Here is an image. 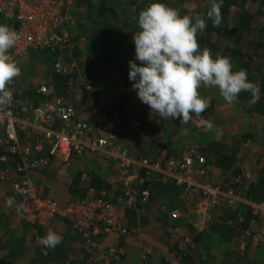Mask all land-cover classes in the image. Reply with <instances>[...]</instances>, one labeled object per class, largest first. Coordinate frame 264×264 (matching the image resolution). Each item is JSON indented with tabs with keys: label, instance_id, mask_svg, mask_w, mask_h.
<instances>
[{
	"label": "trees",
	"instance_id": "trees-1",
	"mask_svg": "<svg viewBox=\"0 0 264 264\" xmlns=\"http://www.w3.org/2000/svg\"><path fill=\"white\" fill-rule=\"evenodd\" d=\"M153 2L165 3L169 7L179 10L181 15L191 12L206 14L210 7V0H76L68 10L73 17L80 15L78 23L74 27L65 24L62 33L59 32L62 35L68 34V46H66L63 56L66 55L69 62L72 61L71 58L77 60L79 73L76 74L77 71L72 76L56 73L54 65L58 54L35 52L39 57L35 67L37 70H33L29 75L33 77L34 81H38L39 75H41L43 77L42 82L38 87L34 86V83L29 84L27 88L31 91L24 93L17 88L15 82L12 91L17 92L15 93L16 99H20L25 104L28 103L30 107H37L43 100L45 103L52 100V97L39 94L41 87H52L55 91V97L61 99L65 104H70L74 108L77 118L78 113L72 99V93L78 88L85 94L95 95L98 92V95L93 99L96 101V108L107 111L105 116L109 120L113 118L114 113H118L119 121L127 122L126 126L135 131L130 127L132 123L129 121L138 122L142 126V120L139 119V114L136 115V108L128 112L126 110L129 106H136L141 101L137 98L136 92L132 91V83L128 79L129 61L135 57L133 34L139 31L138 15ZM221 17L219 27H213L212 22L207 21V28L198 33V43L201 49H210L213 57L218 55L217 52L221 49L222 54L220 53V56L231 58L234 71L246 70L248 80L259 86V98L253 102L251 94L242 91L237 102L228 104L220 96L217 88L202 87L199 90L200 94L209 99L210 107L201 116L194 117L209 120L211 111L219 107L231 106L244 112L248 116L247 119L254 117L255 122H252V126L258 127L260 122L257 118L264 116V0H223ZM0 21L9 23V21L4 20L1 14ZM89 80L92 82V89L87 92L84 88L85 83ZM31 114L33 120L34 115ZM130 114L134 117L128 120ZM153 118L162 117L156 113ZM176 121L180 123L179 120H171L172 126ZM189 123L186 125L180 123L181 125L167 130V133L175 136L181 126L187 127L192 136L202 135L205 132V130L201 131L189 126ZM242 129L236 135L237 140L232 146L223 145L218 141L212 143L208 148H202L209 168L229 175L230 180H236V177L242 175L241 171L233 170L236 164H243V159L238 158L242 143L249 139L259 140V136L264 134H261V131L254 133L250 127L245 128L243 126ZM137 130L139 131V129ZM262 132H264V127ZM20 135L21 133H19V138ZM117 137L119 139L118 134ZM128 138L132 139V137ZM161 143H164V140L159 144ZM35 144L20 143L23 150L29 149V156L24 154L23 156L22 154L12 155L0 150L2 152L0 156L5 154L7 157V161L0 164V188L7 192L6 200L13 197L16 204L23 203L26 199L25 190L28 185L25 184L27 182L31 181L30 186L36 191V184L40 182L38 180L40 171L52 166L62 169L50 154L51 145L48 144L46 148L38 152L35 150ZM164 144L167 146V143ZM168 150L170 149L168 148ZM135 155L138 157V153ZM42 161L45 162L43 166L32 168L34 163ZM259 166L260 164L255 167L259 175L256 182H252L250 179H242L240 183H233L231 186L237 197L242 200L237 201L238 203L234 205V208L221 205L220 209L210 211L203 222L202 230L199 229L196 222L197 216H199L197 215L199 213L198 199H200L198 195L194 194L196 199L191 196L187 197L184 195L185 188L178 186L171 180H168L167 184L157 180V182H150L148 177L146 179L145 171H142V175H145L142 177V189H148L153 200H165L170 210L169 215L165 216L166 226H170L169 223H171L173 225L171 227L175 230V233L169 232L167 235L176 234L177 236L166 239L165 257L154 255L151 248L145 247L137 260L138 264H157V262L170 264L166 258L179 262V264H264V246L254 248L248 241L247 248L241 252L239 245V239L246 232H256L264 223V220L258 219V216L254 214L252 207L244 202L264 203V166L258 170ZM81 179V175L75 178L74 187L76 191L74 189L72 191L73 202L71 203H82L87 198V188L90 186L98 192L101 191L100 189L108 188L105 182L96 175L93 176L90 183L85 184L87 185L86 188L82 187ZM210 179L209 175L201 183L210 184L212 181ZM120 191L122 194V190ZM181 193L183 196L179 199ZM168 206L166 207L168 208ZM14 213L13 210L10 216H14ZM176 214H178V218L174 219L173 215ZM18 215H20L19 220L22 221V225L17 227L15 232L32 234L35 252L30 249V256L24 259L23 251H19L17 246H11L12 240L6 239L4 249L9 248L7 256L0 259V264H11L12 261L17 262V264H98V262L90 261V256L85 254L83 246H75L77 238L74 234L76 233L68 220L60 219L55 222L56 233L62 236V242L55 249L47 250V254H45L43 246L39 243V239L46 234L44 229L27 223L23 219L22 212ZM193 216L195 217L192 220L191 217ZM128 226L126 219L123 226L125 232L117 237L130 236L132 233ZM188 239H190V243H187ZM117 246L122 253H117L118 258L111 259L110 263L127 264L128 251L126 246Z\"/></svg>",
	"mask_w": 264,
	"mask_h": 264
},
{
	"label": "built area",
	"instance_id": "built-area-1",
	"mask_svg": "<svg viewBox=\"0 0 264 264\" xmlns=\"http://www.w3.org/2000/svg\"><path fill=\"white\" fill-rule=\"evenodd\" d=\"M74 0H0V14L6 21L13 25L14 30L19 34V40L9 55L14 61L18 57L28 56L31 52H51L58 54L55 60L54 71L66 76L79 73L77 60L69 62L63 52L68 46V34L62 35L63 25L69 24L73 27L76 24L75 18L69 13V7ZM61 31V33L59 32ZM71 84L73 78L70 80ZM14 86L12 81L8 87ZM85 91L92 89V82L85 83ZM39 94L45 97H52V100L45 103L44 100L37 107L31 109L28 103L16 99L13 92L11 103L0 108V148L3 151L15 154H30L29 149L23 150L20 147L19 133L34 124L32 129L38 132L35 150L40 152L47 145H51V156L67 170L77 157L84 153L90 155H109L118 168V177L114 182L120 184L121 196L114 203L108 198L105 191L98 192L94 187L87 189V198L82 203H68L61 206L51 198H41L34 188H31V181L27 182L25 190L26 199L23 203V219L36 227L40 226L45 233L56 232L55 222L60 219L71 222V227L81 239L86 241L85 254L90 256L91 262L98 264H111V259H117V253H122L116 244H107V239L113 235L119 236L130 207L135 206L139 201L149 203L151 193L148 189H142V170L146 178L151 174H159L166 180L174 181L178 186L185 188L184 195L194 197L198 195L200 222L204 220L209 212L221 208V205L234 208L241 201L231 189L233 183H240L242 179H250V175L244 172L243 164H236L235 170L241 171L242 175L236 180H230L229 175H224L223 181L218 185L201 183L210 175L211 169L207 159L202 153V146L196 142L184 148L182 156H175L163 147L159 151V160L153 161L148 158L136 160L127 150L122 149L118 142L117 125L119 114L114 113L110 120L105 116L104 111L100 135L93 133L90 123L76 120V113L70 104H65L61 99L55 97L52 87L42 86ZM31 113L34 118L31 119ZM134 115H128V120ZM205 118H194L192 123L198 130L204 131L203 123ZM134 129H138V122L129 121ZM190 131H183V137L188 138ZM7 161L6 155L0 156V164ZM25 162H27L25 160ZM45 164L44 161L34 163L32 168H39ZM244 175V176H243ZM83 180L89 181V177L83 175ZM193 199H196L195 197ZM244 201V200H243ZM223 202V203H222ZM252 207L258 219L264 220V203L255 204L251 201H244ZM178 218V214L173 215ZM264 222V221H263ZM248 241L254 248L264 246V227L255 232L248 231L239 239L240 251L244 252ZM190 243V239L187 240ZM71 260H73L71 258ZM171 264H179L170 260Z\"/></svg>",
	"mask_w": 264,
	"mask_h": 264
},
{
	"label": "crops",
	"instance_id": "crops-1",
	"mask_svg": "<svg viewBox=\"0 0 264 264\" xmlns=\"http://www.w3.org/2000/svg\"><path fill=\"white\" fill-rule=\"evenodd\" d=\"M0 24H5L9 27H13V25L8 22L2 23L0 21ZM38 58L39 57H37L35 52H31L30 54H28V56L18 57L15 61L20 67L21 72L20 75L14 78V80L12 81H14V83L16 82L15 84L17 88L23 91V93L26 91H31L27 88L29 84L34 83V86L38 87L42 82L43 77H41V75H39L38 81H34L32 79L33 77L29 75L33 70H37V68L35 67L37 65V61H39ZM76 91L72 93V99L74 104L76 105V110L78 113V117L76 118V120H82L90 123L97 130V134H99L102 127L101 123L104 110H99L98 108H96V101L93 100L94 97L98 95V92H96L94 95L85 94L80 88H78ZM15 93L17 92L15 91ZM99 100L101 102V98ZM33 108L35 107L31 106V109ZM134 108H136V115L139 114L138 117L142 120V126L138 128L139 131H136L135 129V131L133 130L134 132L128 134V127H126L127 122H119L117 125L119 146L122 149L129 151L132 155L138 153V157L140 154V157L144 156L150 160L156 161L159 160L160 149L164 145H166L164 143H167V146L172 151L173 155L182 156L184 148L187 146L188 141L190 140V138L191 140H193L192 138H194L192 134L188 135L190 136L189 139L184 138L183 136L181 137L182 129L185 128L181 126L178 130L177 135L173 136L172 134L167 133V130H171V128L177 127V125L172 126L171 120L167 121L164 119L162 120V118H153L156 113H152L150 108L144 105L142 102H138L136 106H129L126 112L131 111ZM233 111H235V108H232L231 106H224L222 107V111H219V109L216 108L214 111L210 112L211 114L209 118L215 119L216 117V120L221 123V126H217L216 124H214L217 126V129L222 127L225 130L224 134L221 135V131L217 134V138H215L217 142L219 141L223 145L232 146L237 140L235 134H239V131L241 132L243 130V126H245V128H252V132L254 133H257V131H261V134L264 133L262 132V128L264 127V116L257 118L259 119L260 126L253 127L252 122H255L254 117L247 119L248 116H246L244 112H238V110H236L237 112L233 113ZM215 112V117H213V113ZM222 118L224 120L221 121ZM224 126L229 127L230 129H227ZM32 127H34V124H31L30 127H27L25 130L20 132L21 144L27 143L33 145L37 142L38 132L36 129L33 130ZM185 129L188 130V128ZM203 134L206 135L209 134V132H203ZM212 135L214 134H211V136ZM128 137H132V139ZM198 137H201V134L197 135V138ZM261 137H263L262 140H258L259 142L256 141L257 143L255 145L261 144L262 146L260 147V149L259 147L258 149L257 147H255L254 151H256V153L250 155L251 158H254L252 165L249 166L245 164L243 167L245 173H248L250 175V180L252 182H256L259 178L255 167L260 164V166L258 167L259 170V168L264 166V134H262V136L260 135L259 139H261ZM162 140H164V143L159 144ZM251 141L254 140H247V142ZM241 150L242 147L238 152V158H242L244 162L245 159L240 156V154L242 153ZM0 154H2V152H0ZM138 157L136 155L134 156L135 159H138ZM40 172L41 174L38 177V180H40V182L36 184L37 194L39 193L38 195L41 198H51L57 201L61 206L73 202L72 191L73 189L74 191H76L74 183L75 178L78 175H81V178L83 177V175L89 177V181H85L83 180V178L81 179L82 187L84 186L85 188L87 187V185L85 184L88 182L90 183V181L93 180V176L96 175L99 179L105 182L108 187L100 190L105 191L108 194L109 200L113 201L114 203H116L117 199L121 196L120 184L114 182V179L118 177V168L116 162L107 154L90 155L88 153H84L80 157H77V159L73 161V163L67 170L63 171L62 169H58V167L56 166H52L50 168H44ZM211 175L213 176L211 177ZM143 176L145 175H142L140 178H142ZM210 178V180H212L210 184L218 185L223 181L224 174L221 171L218 172L211 169ZM156 180L162 182L163 184H167V180L162 175L152 174L148 177V181L150 182H157ZM202 181H204V179ZM207 182H209L208 179ZM41 192H44L45 196H43L44 193ZM182 196L183 194L181 193L179 195V199H181ZM6 198L7 192L3 191L0 188V259L7 256V250L9 247L4 249L6 247V244L4 243L6 239L12 240L13 244L11 246H17L19 251H23L22 254H24L25 259L30 256L31 251L33 252L35 248L34 236L32 234L15 232V229L22 225V221L19 220L20 215H18L15 210L16 203L13 204L15 206L9 208L6 205ZM166 206L168 205H166L165 200L162 199L153 200V198H151V201L149 203H143L139 201L135 206L129 208L126 217L129 224L128 227L132 234L128 237L121 238L115 235L111 236L107 240V244L113 243L121 246H126V249L128 251L127 264H138L137 260L140 258V255L142 254V251L145 247L151 248L154 252V255H161L162 257H165V251L167 250L166 239L168 240L170 237L177 236L176 234L167 235V233L169 232L175 233V230L173 227H171L173 226L171 223H169L170 226H166L167 221L165 219V216H168L170 211L169 206L168 208ZM10 210L15 211L14 216H10L12 213V211ZM197 215H199V213ZM195 216L191 217V219L193 220ZM196 222L199 229L202 230L203 225L200 222V215L197 216ZM263 227L264 223L258 229L261 230ZM66 228L68 227L66 226ZM74 236L77 238V241H80L78 235L74 234ZM11 264H17V262L12 261ZM157 264L160 263L157 262Z\"/></svg>",
	"mask_w": 264,
	"mask_h": 264
},
{
	"label": "clouds",
	"instance_id": "clouds-1",
	"mask_svg": "<svg viewBox=\"0 0 264 264\" xmlns=\"http://www.w3.org/2000/svg\"><path fill=\"white\" fill-rule=\"evenodd\" d=\"M222 4L223 0H210L206 14L191 12L181 15L179 10L165 3L153 2L139 13V31L133 34L135 57L129 61L128 79L132 83V91L152 113L165 120H179L182 125L193 124L191 120L197 118L194 116H201L210 107L209 99L200 94L202 87L217 88L228 104L237 102L242 91L249 92L253 102L259 98V86L248 80L246 70L234 71L231 58L213 57L210 49H201L198 43V33L207 28V21L210 20L213 27L220 26ZM74 17L78 23L80 15ZM19 38L16 30L0 24V108L11 103L13 91L8 85L21 72L9 55ZM203 123L205 131L213 128L208 119H204ZM90 126L93 133L99 136L94 126ZM189 141L187 145L197 142L191 138ZM0 150L3 151L2 148ZM143 158L146 157L136 160ZM14 203L13 197L6 201L9 208ZM23 207V204H16L17 214L22 212ZM61 242L62 236L53 231H48L39 239L45 254ZM166 261L169 262V258Z\"/></svg>",
	"mask_w": 264,
	"mask_h": 264
},
{
	"label": "rangeland",
	"instance_id": "rangeland-1",
	"mask_svg": "<svg viewBox=\"0 0 264 264\" xmlns=\"http://www.w3.org/2000/svg\"><path fill=\"white\" fill-rule=\"evenodd\" d=\"M74 1H76V0H74ZM132 4V3H131ZM145 9H146V7H145ZM221 45H223V42H221ZM218 55H220V53L222 54V50L220 49L218 52ZM219 109V111H222V108L221 107H219L218 108ZM236 113L237 111H236V109H235V111H233V113ZM239 112V111H238ZM240 112H242V111H240ZM216 114V112L215 113H213V117H215L214 115ZM222 120H224L223 118L221 119V121ZM209 121L212 123V125H214V124H216L217 126H221V123H219L217 120H216V117H215V119H209ZM180 122V121H179ZM173 125L174 126H176V125H181L180 123H178V121H176V122H174L173 123ZM216 125H214L213 126V128L210 130V131H205V132H209V134H202L201 135V137H198L197 138V136H193L194 138H192L193 140H196L197 142L196 143H198V144H200L204 149L207 147H210L211 146V144L213 143V142H217V140L215 139V138H217V134L221 131L223 134H224V132H225V130L222 128V127H220V128H218L217 129V126ZM189 126H191V127H194V125L193 124H191V123H189ZM127 127V126H126ZM132 129H133V127L132 126H130ZM224 127H226V126H224ZM186 128V127H185ZM185 128H183L182 130H187V129H185ZM227 129H230L229 127H226ZM130 129L128 128V134H130V133H132V132H134L133 130H130ZM120 131V130H119ZM211 134H214V135H212L211 136ZM235 135H238V134H235ZM227 136V135H226ZM207 137V138H206ZM210 137V138H209ZM262 138L263 137H261V139H259V141H261L262 140ZM198 139V140H197ZM206 139H208V140H206ZM256 141H258V140H255V141H251V142H247V140L246 141H244L243 142V146H242V153L240 154V156L241 157H243L244 159H245V161L243 162V160H242V158H241V160H242V162H243V164L245 165V164H247V165H249V166H251L252 165V162L254 161V158H251L250 157V155H252V154H255L256 153V151H254V149H255V147H257V149H258V147H259V149H260V147L262 146L261 144H257V145H255L257 142ZM258 141V142H259ZM245 142H247V143H245ZM249 153H251V154H249ZM204 227V226H203ZM79 239H80V241H77V244L75 245V246H78V247H84L85 248V245H86V241H84L83 239H81V237L79 236L78 237Z\"/></svg>",
	"mask_w": 264,
	"mask_h": 264
}]
</instances>
